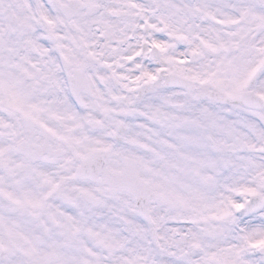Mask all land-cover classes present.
Masks as SVG:
<instances>
[{
    "label": "snow or ice",
    "instance_id": "1",
    "mask_svg": "<svg viewBox=\"0 0 264 264\" xmlns=\"http://www.w3.org/2000/svg\"><path fill=\"white\" fill-rule=\"evenodd\" d=\"M0 264H264V0H0Z\"/></svg>",
    "mask_w": 264,
    "mask_h": 264
}]
</instances>
